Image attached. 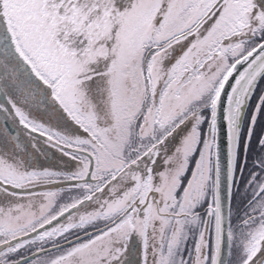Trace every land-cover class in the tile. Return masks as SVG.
I'll list each match as a JSON object with an SVG mask.
<instances>
[{"label": "snow or ice", "instance_id": "obj_1", "mask_svg": "<svg viewBox=\"0 0 264 264\" xmlns=\"http://www.w3.org/2000/svg\"><path fill=\"white\" fill-rule=\"evenodd\" d=\"M14 128L75 168L0 152V264H264V0H0Z\"/></svg>", "mask_w": 264, "mask_h": 264}, {"label": "rangeland", "instance_id": "obj_2", "mask_svg": "<svg viewBox=\"0 0 264 264\" xmlns=\"http://www.w3.org/2000/svg\"><path fill=\"white\" fill-rule=\"evenodd\" d=\"M40 118L42 122L58 131L76 134L74 126L70 120L64 119L62 117H50L47 114H45V117L40 116ZM18 133H22L24 139L28 141V145L26 146L25 141L16 143L14 140H11L5 143L2 139H0V152H10L13 157L23 161L25 168L29 170L49 168L63 173H70L74 170L75 163L67 156H64L62 153L57 151L54 147L46 143L43 137H38L35 134H26L25 130L22 128H17L14 136L17 137L18 140ZM178 143L179 139L177 138L175 141H173V146ZM65 187H67V182L43 186V188L46 189H59ZM43 188L38 190H43ZM135 242H137V245L134 249H132V244H130V250L132 252L130 256L134 255L139 259L140 245L138 240Z\"/></svg>", "mask_w": 264, "mask_h": 264}, {"label": "flooded vegetation", "instance_id": "obj_3", "mask_svg": "<svg viewBox=\"0 0 264 264\" xmlns=\"http://www.w3.org/2000/svg\"><path fill=\"white\" fill-rule=\"evenodd\" d=\"M40 116L41 115L38 114L37 118L41 119ZM43 116L45 117V115H43ZM16 129L17 128L12 129V131H13V139L12 140H14L16 143H21V142L25 141L26 146H27L28 145V141L26 139H24V137L22 136V133H18L19 134L18 135L19 140L17 139V137L14 136V133L16 132ZM9 147H10V145H9ZM24 162H26V161H24ZM136 245H137V242L134 243V246L132 245V249H134L136 247ZM129 261H133L134 264H138V258H136L134 255L133 256H129V260H126L125 264H129Z\"/></svg>", "mask_w": 264, "mask_h": 264}]
</instances>
